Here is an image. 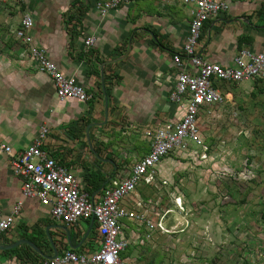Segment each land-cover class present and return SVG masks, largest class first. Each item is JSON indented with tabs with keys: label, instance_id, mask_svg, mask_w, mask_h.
<instances>
[{
	"label": "crops",
	"instance_id": "0c3cea01",
	"mask_svg": "<svg viewBox=\"0 0 264 264\" xmlns=\"http://www.w3.org/2000/svg\"><path fill=\"white\" fill-rule=\"evenodd\" d=\"M98 1L105 0H25L34 21L35 43L61 73L74 76L85 88L90 96L86 102H60L51 79L38 72L21 45L0 49V141L19 153L46 129L41 149L73 173L81 191L94 200L132 165L126 164L125 154L139 140L136 136L180 119L182 113L169 100L178 72L172 56L185 44L191 19L189 7L178 0H137L142 1L139 8L133 4L136 1L121 4L103 17L95 7ZM224 1L229 10L205 25L196 55L231 66L239 50L264 52V0ZM71 5L80 8V15ZM137 9L145 26L134 25ZM89 36L95 42L86 48L83 42ZM123 135L130 137L129 144L122 141ZM21 184L9 158L0 153V216H8L21 200ZM166 210L174 212L159 211ZM123 225L121 237L128 238L130 246L143 243L142 228L136 231L129 221ZM61 227L65 226L51 218L48 208L25 200L0 245L27 240L41 254L22 244L15 247L16 254L0 251V264L37 263L52 259L54 250L89 253L100 247L90 221L65 227L75 248L69 247ZM126 251L121 254L125 264Z\"/></svg>",
	"mask_w": 264,
	"mask_h": 264
},
{
	"label": "built area",
	"instance_id": "2783aa9c",
	"mask_svg": "<svg viewBox=\"0 0 264 264\" xmlns=\"http://www.w3.org/2000/svg\"><path fill=\"white\" fill-rule=\"evenodd\" d=\"M137 0H105L95 5L103 17L121 4ZM168 2L171 0H160ZM189 7L190 22L185 44L172 56L177 69L176 81L170 91L169 100L182 114L176 122H169L157 129L143 134L147 150L135 161L118 182L103 190L100 197L90 199L81 191L79 183L66 167L50 158L41 149L46 129L23 151L13 149L0 141V153L9 158L12 173L21 184V200L11 209L8 216H0V237L13 227L25 200L37 201L48 208L51 218L65 227L72 228L80 221L95 224L101 239L100 247L89 253H77L63 249L53 259H44L36 264H125L121 254L129 246V239L121 237L123 221L136 225L146 232L144 237L159 232L168 233L163 221L168 210L159 211L151 201L145 203L137 197L139 183L151 186L156 182V168L171 156L180 155L200 147L198 120L204 109L224 100L220 90L224 84L238 85L243 81L264 82V52L252 53L239 50L231 66L207 62L196 55L198 41L205 25L229 10L224 0H178ZM34 21L24 13L13 32L14 39L26 51L28 58L35 64L38 72L46 74L52 81L56 97L60 102L73 99L86 102L90 96L74 76H65L48 59L46 50L37 45L33 37ZM95 38H85L86 48L94 45ZM181 209L180 198L174 200ZM156 207V208H155Z\"/></svg>",
	"mask_w": 264,
	"mask_h": 264
},
{
	"label": "rangeland",
	"instance_id": "374dc122",
	"mask_svg": "<svg viewBox=\"0 0 264 264\" xmlns=\"http://www.w3.org/2000/svg\"><path fill=\"white\" fill-rule=\"evenodd\" d=\"M133 4L139 8L142 1ZM25 5L0 0L1 50L20 47L13 32ZM139 13L136 27L145 26ZM221 90L223 102L199 117L200 147L162 160L156 182L136 187L140 198L176 214L165 216L168 233L129 245L127 264H264V82L224 84ZM136 137L127 165L145 153L143 135ZM123 140L129 144L130 137ZM177 198L181 209H175Z\"/></svg>",
	"mask_w": 264,
	"mask_h": 264
},
{
	"label": "water",
	"instance_id": "95a60500",
	"mask_svg": "<svg viewBox=\"0 0 264 264\" xmlns=\"http://www.w3.org/2000/svg\"><path fill=\"white\" fill-rule=\"evenodd\" d=\"M90 223H91V226H92V224H93V220H91ZM61 228H62V229L66 232V234H67V241H68V245H69V247H70V248H75V247H72L71 244H70V237H69V233H68L67 229H66L65 227H61ZM86 236H87V233L84 235V237H83V239H82V242L85 240ZM22 244H25V245L31 247L35 252L41 254L40 251H39V249H37V248H36L31 242H29V241H27V240H20V241H17V242H15V243H13V244H10V245H3V246L0 245V251H8V250L14 249L15 247H17V246H19V245H22ZM78 246H79V245H78ZM78 246H76V247H78ZM56 255H57V252L54 250V255H53L51 258H52V259L55 258Z\"/></svg>",
	"mask_w": 264,
	"mask_h": 264
},
{
	"label": "trees",
	"instance_id": "16d2710c",
	"mask_svg": "<svg viewBox=\"0 0 264 264\" xmlns=\"http://www.w3.org/2000/svg\"><path fill=\"white\" fill-rule=\"evenodd\" d=\"M74 9L75 10V14H78V15H80V8H78V7H75L74 5H71V9ZM72 19V16L71 15H69L68 16V21H70ZM67 21V22H68ZM98 186V185H97ZM97 186H96V188H97ZM17 249L18 248H14V249H11V250H9V251H5V252H3V254H9V253H11V254H16L17 253ZM27 250H30L29 248H27ZM31 251V250H30ZM32 252V251H31ZM18 256V255H17ZM29 264H36V263H34V262H32V261H29Z\"/></svg>",
	"mask_w": 264,
	"mask_h": 264
}]
</instances>
